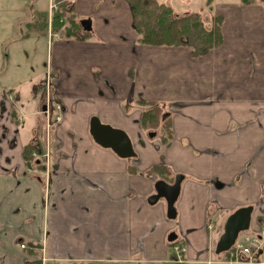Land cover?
<instances>
[{"label":"crops","instance_id":"0c3cea01","mask_svg":"<svg viewBox=\"0 0 264 264\" xmlns=\"http://www.w3.org/2000/svg\"><path fill=\"white\" fill-rule=\"evenodd\" d=\"M32 1L34 20L49 0ZM72 2L81 19L91 20L89 36L39 34L46 41L44 78L0 86V264H112L138 260L139 253L155 262L170 248L172 256L175 244L186 247L182 263L199 264L217 258L226 218L249 205L246 236L258 234L264 228V5L211 0L210 11L223 20L222 42L194 56L189 46L139 44L127 0ZM19 25L34 30L30 22ZM22 35L32 38L28 31ZM19 55H5L13 80L22 73ZM47 82L61 106L50 119H61L50 126L46 148L41 108ZM40 90V106L22 105ZM146 102L164 104L168 143L141 129ZM27 106L32 109L25 113ZM24 114L35 118L21 135ZM92 116L124 130L136 156L120 158L96 144ZM25 144L44 147L37 168L26 166ZM160 163L168 183L183 176L178 222L166 220L164 204L147 201L161 179L148 170ZM172 231L174 243L166 238Z\"/></svg>","mask_w":264,"mask_h":264},{"label":"trees","instance_id":"16d2710c","mask_svg":"<svg viewBox=\"0 0 264 264\" xmlns=\"http://www.w3.org/2000/svg\"><path fill=\"white\" fill-rule=\"evenodd\" d=\"M55 1L58 6L53 13V30L61 31V37L63 38L88 37L90 32L82 30L79 24L81 18L74 12L72 0ZM241 1L244 3L260 2L264 5V0ZM127 2L132 13V27L137 36L136 41L139 44L189 46L194 56H200L216 48L222 42L223 20L220 15L212 12L206 13L204 10L176 11L166 0H127ZM206 2V9L210 10L211 0H206ZM30 26L39 34L45 35L47 32V10L36 11ZM141 106L142 114L139 123L141 129L147 134L156 132V136H161L162 143H168L171 138L170 118L168 113H165L164 104L146 102ZM162 113H165V116ZM12 117H15L13 112ZM167 119L168 123H166ZM43 149L44 147L42 148L41 145L25 144L23 146L22 157L28 168H37L42 164L40 156L44 151ZM38 161H40L39 164ZM163 169L164 165L162 163L156 164L148 170V173H156L159 178L163 179L161 175ZM38 247L40 248L39 245ZM35 249L32 251L40 255L41 250ZM26 264L41 263L38 259Z\"/></svg>","mask_w":264,"mask_h":264},{"label":"rangeland","instance_id":"374dc122","mask_svg":"<svg viewBox=\"0 0 264 264\" xmlns=\"http://www.w3.org/2000/svg\"><path fill=\"white\" fill-rule=\"evenodd\" d=\"M41 2H47V0H39ZM169 4L172 5L174 10L180 11L184 8H190L194 11H206V13H211L210 10L206 9V0H193L192 2H189L188 0H166ZM52 3L53 6L55 5V9L51 10V20H50V4ZM33 5L32 0H0V86L3 84H6L7 86L13 85L12 82L16 85H20L21 87L31 81H38L39 79L44 78L45 73V63H43L41 67V61L44 62L45 52H46V41L45 39H41L40 36H42L35 30L27 29L25 25H19L23 22H31L32 16H31V8ZM58 4L55 0H49L48 6H47V32L49 29V20H50V26H51V32L53 34H56L57 36H62L61 31H54L53 30V13L55 10H57ZM206 9V10H205ZM23 31H28L31 33V39L28 41H24L23 38ZM17 42H20L19 44ZM16 50V52L21 55H19V61L18 65L21 66V74H17L15 78L19 77L18 79L12 78V76L7 74V66L8 61L5 59V55ZM23 61V62H21ZM16 65L14 64L12 66V70L15 71ZM10 87V86H9ZM15 89V88H14ZM41 96H42V90L38 91L37 93L33 94V98L31 101H21L22 105L25 107L26 104H29V102H32V105L34 106H40L41 104ZM46 107V106H45ZM32 109V106H27V108L24 109L25 113H28L29 110ZM35 109V108H34ZM42 109V108H41ZM42 111V110H41ZM165 113H168L167 111ZM162 113L163 116H165ZM161 115V116H162ZM35 118V116L33 117ZM28 114H24L22 117V122L19 125L20 128L23 126H27L30 120L33 119ZM166 123H168V119L166 120ZM165 123V124H166ZM44 130H45V147L47 145L46 139L47 135L49 136V129L46 124V119H44ZM40 129H42L41 126H38ZM24 128L20 129V134L24 135L23 133ZM156 134V132H155ZM152 140H156L157 142L161 141V136H154L151 138ZM50 143V142H49ZM48 143V144H49ZM131 159V158H128ZM174 180H172L173 182ZM160 203L164 204L166 206V202L163 198H160L158 200ZM178 199L175 202V207L177 205ZM156 205V204H153ZM166 211V210H165ZM210 219H213L211 215H209ZM169 222H178V218L175 219H167ZM179 229V227H178ZM173 232V231H172ZM172 232H168L166 238H168L169 234ZM251 233V229H248L246 231L240 232V234L237 237V242L241 244H246L245 242V236L249 235ZM181 239V238H178ZM225 253H220V256H223ZM133 257H139L140 259L134 260L132 262H115L112 264H186V263H176L171 261V248L167 254V257L165 260L160 261H150L145 258L144 253L134 254Z\"/></svg>","mask_w":264,"mask_h":264},{"label":"water","instance_id":"95a60500","mask_svg":"<svg viewBox=\"0 0 264 264\" xmlns=\"http://www.w3.org/2000/svg\"><path fill=\"white\" fill-rule=\"evenodd\" d=\"M79 24L85 32L92 30L89 18L81 19ZM45 108V105H43L42 110H45ZM89 132L96 144L112 150L118 157L127 159L136 156L128 134L122 129L101 122L97 116L90 118ZM155 135V132L148 133L149 138ZM182 179V175H176L172 183H168L163 179L156 180L154 183L155 193L147 198L149 204H155L160 198H163L166 202V217L168 219H175L177 216L175 202L180 194ZM252 211L253 207L249 205L237 208L229 214L225 220L223 232L215 244L216 254L228 251L237 240L240 232L250 228ZM176 238L177 235L175 232H172L167 239L169 242H172Z\"/></svg>","mask_w":264,"mask_h":264},{"label":"built area","instance_id":"2783aa9c","mask_svg":"<svg viewBox=\"0 0 264 264\" xmlns=\"http://www.w3.org/2000/svg\"><path fill=\"white\" fill-rule=\"evenodd\" d=\"M50 6V20H51V10L55 9V5L53 6L52 3H49ZM50 20H49V29L48 34L49 36H57L56 34H53L51 32V26H50ZM47 79L50 77V70L47 71ZM46 102L45 106L46 109L44 110V114L46 117V124L48 129L50 126L56 122H59L61 119L60 114H56L54 116L53 121L50 119V114L53 110L56 112L60 111V104L58 102L53 101V98L51 97V93L49 90V84L47 82L46 84ZM47 142V139H46ZM47 148V145H46ZM45 174H49L48 170V164H49V157L48 152L45 153ZM245 242L246 244H241L239 242H235L234 245L228 250L227 255L225 257H211L206 260H199V264H264V257L262 260L258 261L256 260V256L259 254H264V228L261 229V231L258 234H255L253 236H245ZM21 247H24V244L21 245ZM185 253H186V247L181 244H175L173 246V252L171 261L182 263L185 262ZM246 256L244 259L243 256Z\"/></svg>","mask_w":264,"mask_h":264}]
</instances>
